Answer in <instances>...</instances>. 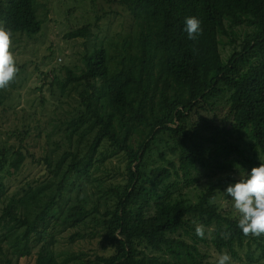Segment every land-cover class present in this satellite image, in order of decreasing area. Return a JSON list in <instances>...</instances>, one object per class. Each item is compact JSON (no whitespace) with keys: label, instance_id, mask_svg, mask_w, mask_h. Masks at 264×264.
Masks as SVG:
<instances>
[{"label":"trees","instance_id":"trees-1","mask_svg":"<svg viewBox=\"0 0 264 264\" xmlns=\"http://www.w3.org/2000/svg\"><path fill=\"white\" fill-rule=\"evenodd\" d=\"M104 1L110 12L103 10L96 23L68 34L92 43L85 40L88 47L74 67L63 68V76L53 70L49 82L60 91L53 92L55 108L39 117L24 110L21 124L0 141L4 217L16 219L14 229L25 232V246L37 250L36 264H216L207 252L200 261L190 254L192 263L145 254L175 243L199 252L175 237L181 230L218 254L227 253L230 264L259 263L264 236H244L238 213L225 210L221 199L230 183L264 162V0ZM48 3L0 0V21L12 31L13 43L40 34V10L48 13ZM118 6L129 25L113 64L110 46L93 28L119 13ZM189 16L201 21L195 41L184 31ZM20 79L17 75L0 90L3 117ZM33 121H46L38 135L45 140V155L35 163L57 180V190L31 221L19 205L30 184L11 196L10 204L2 198L11 194L6 185L28 157H35L24 145ZM108 177L120 180L107 182ZM146 181L156 186L157 199L143 200L140 186ZM180 181L188 191L177 188ZM197 224L205 226L203 239L196 235ZM4 230L14 232L8 221ZM65 232L72 245L96 241L97 247L60 249Z\"/></svg>","mask_w":264,"mask_h":264},{"label":"rangeland","instance_id":"rangeland-1","mask_svg":"<svg viewBox=\"0 0 264 264\" xmlns=\"http://www.w3.org/2000/svg\"><path fill=\"white\" fill-rule=\"evenodd\" d=\"M48 13L41 8L40 15L43 22V28L39 35L33 39L23 38L18 42L12 43L13 49L11 51L16 59L17 66L20 68L18 73L20 81L16 88L11 89L9 100L4 107L8 109L7 117L2 116V107H0V141L7 140L8 130L14 129L21 124L22 115L25 111L37 112L38 117L46 112L51 111L57 105V94L53 92H60L57 87L52 88L50 80L55 72H60L64 75L65 67H74L78 60V53L91 46L92 39L77 38L72 39L68 34L77 28H81L84 24L96 23V17L103 14V10L110 12L111 6L104 0H48ZM100 4V6H98ZM102 8V9H101ZM104 8V9H103ZM119 13H111L107 17H103L98 25L93 30L96 32L98 38L104 42L105 45L110 46V56L112 63L116 64L118 54L124 50V43L126 33L128 30L129 19L126 18L125 10L118 6ZM87 40V45L85 44ZM43 88L41 90L40 88ZM43 97V100L41 99ZM226 108L218 112L217 120L220 121L224 117ZM33 129L30 137L24 142L25 147H28L29 152L35 157H28L27 164L19 175L13 178L6 186L11 194L3 195L2 202L6 205L10 204L11 196H19L23 185H29L27 193L22 197L20 208L22 212H28L30 220L33 221L42 207L55 196L57 190V180L47 176V171L40 163H35L36 160L45 155L46 147L43 136L38 137L40 133L45 131L46 121L40 125L37 121H33ZM44 135V134H43ZM16 139H12L15 141ZM116 158L112 159V164H117ZM104 177V176H103ZM107 179V182H118L120 177ZM76 182L73 179L71 185ZM143 188V200L157 199L155 195L156 186L153 183L146 181L141 186ZM177 188L185 189L183 182H179ZM18 198V199H19ZM140 200V202H143ZM222 207L225 210H233V201L230 197L224 196L221 199ZM42 206V207H41ZM5 206H0V264H36V251H30L25 246L24 231L21 229H14L19 224L16 219L4 217ZM150 212V209H149ZM153 212V210L151 211ZM8 221L13 233H5V223ZM17 232V233H15ZM71 234L65 232L59 236L58 246L60 249H84L89 247L96 248L97 242L87 244L86 242H78L77 244H70L68 237ZM179 240L189 243V245H196L199 252L193 248H186L183 245L175 243L167 246L162 252L156 253L148 250L145 254H158L160 258L178 261L182 263H192L194 260L190 254H194L195 261L201 260V254L210 253L209 260L216 261L218 254L209 243L195 241L191 237L180 231L175 236ZM145 250V246H142ZM245 252L242 253L244 255ZM244 261L234 260L233 264H244ZM257 264H264V259Z\"/></svg>","mask_w":264,"mask_h":264},{"label":"clouds","instance_id":"clouds-1","mask_svg":"<svg viewBox=\"0 0 264 264\" xmlns=\"http://www.w3.org/2000/svg\"><path fill=\"white\" fill-rule=\"evenodd\" d=\"M184 31L190 40H197L202 34L201 21L196 16L185 18ZM12 31L0 21V90L8 88L17 78L20 68L17 66L12 48ZM225 193L233 201L238 213V227L244 236H264V162L251 168L245 177L230 183ZM196 235L205 238V226L197 224ZM231 257L221 254L216 264H230Z\"/></svg>","mask_w":264,"mask_h":264}]
</instances>
